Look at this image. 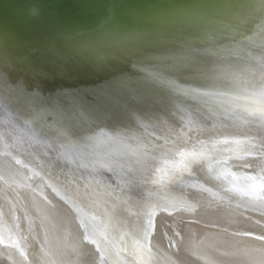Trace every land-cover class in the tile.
Here are the masks:
<instances>
[{"label": "bare ground", "instance_id": "1", "mask_svg": "<svg viewBox=\"0 0 264 264\" xmlns=\"http://www.w3.org/2000/svg\"><path fill=\"white\" fill-rule=\"evenodd\" d=\"M262 88L264 0H0V264H264Z\"/></svg>", "mask_w": 264, "mask_h": 264}, {"label": "snow or ice", "instance_id": "2", "mask_svg": "<svg viewBox=\"0 0 264 264\" xmlns=\"http://www.w3.org/2000/svg\"><path fill=\"white\" fill-rule=\"evenodd\" d=\"M233 99L234 100H241V99H248V97L237 95V96H234ZM253 102L258 106L257 111L259 112L261 119L264 120V88L261 89V91L258 93L256 99ZM227 142L228 141L226 140L225 143H227ZM233 142L237 143V144L240 143L239 140H236ZM179 155L181 157V164H183L184 167H187V163H185V160H184L185 157H192V158L204 157L206 154L203 151H201V152L181 151L179 153ZM244 166L245 167H251L250 164H245ZM173 167L175 168L176 165H173ZM262 179H264V177H262ZM252 187L264 189V183L253 184ZM237 191H239L242 196L251 197L255 201H264V196H259L255 192H253L252 190H237ZM150 225H151V220H149L148 225L143 227V229H142L143 239L142 240H138V239L132 240L133 254L138 255L141 258V264H147V261L151 256L152 250H151L150 241H149V237L151 235V233L149 231ZM101 235H103V233H101ZM109 244H110V242L105 237L104 238V244L102 245L101 243H97V248H99L101 250V253L103 254L104 252H107L109 250V247H108ZM113 247L115 248L116 252L118 253L119 248L114 246V245H113Z\"/></svg>", "mask_w": 264, "mask_h": 264}]
</instances>
